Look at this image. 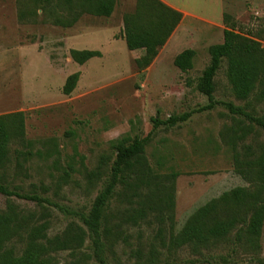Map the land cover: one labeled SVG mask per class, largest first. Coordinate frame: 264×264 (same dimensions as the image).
<instances>
[{"label": "rangeland", "instance_id": "rangeland-1", "mask_svg": "<svg viewBox=\"0 0 264 264\" xmlns=\"http://www.w3.org/2000/svg\"><path fill=\"white\" fill-rule=\"evenodd\" d=\"M164 1L178 8L183 19L152 65L140 72L136 60L143 51L128 50L123 35L124 16L135 11L137 0H116L110 17L83 14L75 21L66 0H0V116L23 112L26 134L24 144L10 145L11 161L0 178L10 190L47 201L38 205L0 194L2 210L14 205L35 215L34 225L49 224L50 238L70 225L84 227L83 219L110 180L113 143L150 133L146 156L152 168L162 176L179 174L175 233L202 206L248 186L234 171L231 144L233 129L249 122L224 104L264 117V103L254 96L247 101L236 97L226 61L215 77L213 110L197 112L174 128L154 129L153 120L163 122L209 104L197 86L210 63V48L224 41V14L264 35V0ZM187 49L196 55L193 68L183 73L174 61ZM72 51H97L101 57L79 65ZM76 73L78 85L67 96L63 87ZM254 138L264 147V132L255 125L236 143L241 147ZM122 208L117 199L112 201L113 213ZM157 230L149 219L124 225L112 248L106 241V264H264V227L258 252L231 242L200 252L191 247L169 251L157 240ZM92 239L89 234L82 248L52 255L59 264H101ZM25 244L26 235L7 248L17 257Z\"/></svg>", "mask_w": 264, "mask_h": 264}, {"label": "trees", "instance_id": "trees-1", "mask_svg": "<svg viewBox=\"0 0 264 264\" xmlns=\"http://www.w3.org/2000/svg\"><path fill=\"white\" fill-rule=\"evenodd\" d=\"M49 4L53 0H37ZM71 20L83 14L110 17L116 0H66ZM183 19V14L160 0H137L135 11L124 16V40L128 50L143 51L136 60L140 72L148 69L167 44ZM61 22L60 19L56 20ZM226 29L222 44L210 48V63L198 82V91L208 98L209 104L199 111L171 116L166 121L153 120L154 129L160 126L174 128L188 122L197 112L213 110L217 103L215 77L224 61L227 76L236 97L247 101L252 96L264 103V48L262 31L245 30L229 14L223 18ZM196 52L187 49L174 61L183 73L193 68ZM101 57L97 51H72L73 60L84 65ZM80 74L68 77L63 93L71 95L76 89ZM233 115L249 122L248 127L233 129L234 171L247 184L224 193L199 208L187 220L184 227L175 233V194L178 173L162 176L150 165L146 147L152 133L145 138L125 136L113 143L116 159L111 167L110 180L96 197L92 209L83 219L84 227L70 225L62 234L48 236L49 224L34 225L35 215H25L14 205L7 210L0 208V264H59L53 253L77 250L84 246L87 235L93 236L94 255L101 264L107 242L123 235V226H136L140 222L153 221L158 224L156 238L169 251L191 247L200 252L212 247L232 243L248 247L253 252L261 249L264 227V147L256 138L250 144L239 147L236 141H244L253 125L264 132V117H258L233 104H224ZM25 115L14 112L0 116V170L10 160V145L25 143ZM0 194L32 201L38 205L47 202L38 195L20 194L10 190L0 178ZM117 199L125 208L112 212V201ZM167 234L169 241H166ZM26 235L25 249L21 256H14L7 248L16 238ZM226 261V260H224Z\"/></svg>", "mask_w": 264, "mask_h": 264}, {"label": "crops", "instance_id": "crops-1", "mask_svg": "<svg viewBox=\"0 0 264 264\" xmlns=\"http://www.w3.org/2000/svg\"><path fill=\"white\" fill-rule=\"evenodd\" d=\"M160 1H162L164 4H166L164 0H160ZM166 5L169 6L170 8H172V9L176 10V11H179L181 13V11L178 8H176L175 6H171L169 4H166Z\"/></svg>", "mask_w": 264, "mask_h": 264}]
</instances>
